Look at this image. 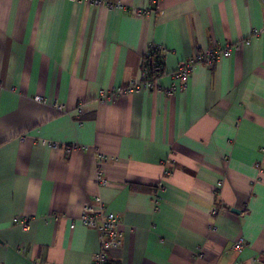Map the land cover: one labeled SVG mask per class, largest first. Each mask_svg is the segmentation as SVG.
<instances>
[{"label": "crops", "instance_id": "crops-1", "mask_svg": "<svg viewBox=\"0 0 264 264\" xmlns=\"http://www.w3.org/2000/svg\"><path fill=\"white\" fill-rule=\"evenodd\" d=\"M101 1L0 0V264H93L96 195L123 230L107 264H264V0ZM246 39L171 95L111 98L152 46L167 87Z\"/></svg>", "mask_w": 264, "mask_h": 264}, {"label": "built area", "instance_id": "built-area-1", "mask_svg": "<svg viewBox=\"0 0 264 264\" xmlns=\"http://www.w3.org/2000/svg\"><path fill=\"white\" fill-rule=\"evenodd\" d=\"M88 3L95 5H103L101 0H86ZM153 3H158L160 0H151ZM110 7L112 5H109ZM154 11H157L156 6L153 8ZM149 10H145L143 8H137L134 10V13H148ZM251 35L259 34V30L251 29ZM249 39L238 43H230L227 44L223 48H201L199 50L194 51L193 54L188 56L172 73L173 78H177L179 81L178 85H170L167 87H162L158 81V77H151L146 70L142 69L139 71V75L135 77H131L127 80L124 86L117 87L112 90L111 98L116 96L124 97L128 94H131L134 91H138L140 89L144 90H154L159 92H164L167 95L173 94L175 91L184 88L187 84V80L190 74L192 67L196 64H203L205 67L212 66L216 61H218L222 57H227L231 54V52L236 49L240 44H248ZM160 54L163 55L166 53V48L162 46H155ZM104 92L102 93L103 98L106 96ZM33 99L37 102L44 103V99L40 95H36ZM56 107L59 110H63L65 108L64 104L56 103ZM82 110L81 107H79ZM46 144L50 147H57L58 144L56 142L47 141ZM66 148V147H65ZM80 148V146L73 145L71 147ZM101 182H105V180L100 179ZM221 185V183H219ZM214 213L220 212L224 213L225 208H220V210H213ZM81 222L89 227L94 228L99 232L100 239V248L93 255V264H107L108 257L107 251L111 248L119 247L122 243L123 230L120 226V221L118 216L112 212L106 210L105 205L99 196H94L92 201L86 203L82 206L81 211L76 216ZM13 223L21 226L22 229H26L29 226V219L24 218H13ZM247 242L243 237H238L234 242H232L231 248L237 251H241ZM20 253L24 252L21 248ZM47 264H55V263H47Z\"/></svg>", "mask_w": 264, "mask_h": 264}, {"label": "trees", "instance_id": "trees-1", "mask_svg": "<svg viewBox=\"0 0 264 264\" xmlns=\"http://www.w3.org/2000/svg\"><path fill=\"white\" fill-rule=\"evenodd\" d=\"M144 70L151 77H158L164 72V59L163 55L160 54V51L152 46L147 55L146 65L143 67Z\"/></svg>", "mask_w": 264, "mask_h": 264}]
</instances>
